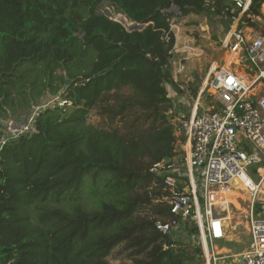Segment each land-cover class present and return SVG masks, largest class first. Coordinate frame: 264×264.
<instances>
[{"label":"trees","instance_id":"16d2710c","mask_svg":"<svg viewBox=\"0 0 264 264\" xmlns=\"http://www.w3.org/2000/svg\"><path fill=\"white\" fill-rule=\"evenodd\" d=\"M209 1L0 0V120L48 94L71 102L0 147V264H112L118 246L131 264L201 261L196 223L184 222L188 242L157 229L174 214L150 169L175 155L172 25L230 13ZM106 4L148 25L129 31Z\"/></svg>","mask_w":264,"mask_h":264},{"label":"built area","instance_id":"2783aa9c","mask_svg":"<svg viewBox=\"0 0 264 264\" xmlns=\"http://www.w3.org/2000/svg\"><path fill=\"white\" fill-rule=\"evenodd\" d=\"M230 2L229 29L221 44L229 60L210 67L191 112L179 117L175 155L150 169L163 178V200L174 214L155 225L172 235L185 220L196 223L202 241L197 264H264V2L259 15L250 11L252 0ZM169 96L175 91L169 89ZM70 103L62 99L59 105ZM42 108L4 121L0 147L36 130ZM236 213L243 220L235 225L243 224L251 240L233 254L217 241L236 229Z\"/></svg>","mask_w":264,"mask_h":264},{"label":"rangeland","instance_id":"374dc122","mask_svg":"<svg viewBox=\"0 0 264 264\" xmlns=\"http://www.w3.org/2000/svg\"><path fill=\"white\" fill-rule=\"evenodd\" d=\"M101 11L117 21L120 20V17H126L123 13L118 12L111 4L104 5ZM127 20L130 21L129 19ZM178 24L175 25L179 27L174 28L176 43L171 63L174 77L183 88L178 85V91L169 86V89L175 91L174 101L176 110L174 109L173 114H176V116L173 123L177 126L179 117L182 115L188 116L191 112V102L196 98L195 96L198 94L199 88L203 80H205L210 67L215 62L220 65L224 64L225 60H229L226 51L223 50L221 45L222 40L228 32L226 31V26L228 25L226 16L221 19L217 15H212L211 17L206 15H191L182 18ZM201 27L202 30L205 28L207 31L203 32ZM214 35H216V38ZM179 68H182L181 72H177ZM61 100L62 98L59 95H45V97L33 107L32 113L37 107L53 106L59 104ZM28 112L29 111H24L20 117H28L31 111ZM96 119L97 117L95 115L89 118L91 122H96ZM4 121L6 120H0L1 123H5ZM3 128L4 124L0 126V130H3ZM180 149L181 147H179V150ZM238 220L241 222L243 219L236 213L233 219V224L236 226V229L232 231L233 233L229 235L227 240L217 241L220 247L224 246L233 254L240 253L248 248L251 240V236L243 224L239 223L235 225V222H238ZM172 237L184 242L194 241V239L197 240L195 233L192 235L189 229L185 227L184 223H180L172 233ZM197 241L198 244L202 245L200 239ZM125 253L123 247H116L109 256L110 262L112 264H131V260Z\"/></svg>","mask_w":264,"mask_h":264},{"label":"water","instance_id":"95a60500","mask_svg":"<svg viewBox=\"0 0 264 264\" xmlns=\"http://www.w3.org/2000/svg\"><path fill=\"white\" fill-rule=\"evenodd\" d=\"M176 9H178V7H176ZM125 20L126 17H125ZM120 22L121 24H123L127 30L129 31H133V30H142L144 27H146L148 24L146 23H143V24H140V23H136V22H131V21H128L127 23L125 21H118ZM67 83H69V81L67 80Z\"/></svg>","mask_w":264,"mask_h":264},{"label":"bare ground","instance_id":"6f19581e","mask_svg":"<svg viewBox=\"0 0 264 264\" xmlns=\"http://www.w3.org/2000/svg\"><path fill=\"white\" fill-rule=\"evenodd\" d=\"M120 20L122 21V19L120 18Z\"/></svg>","mask_w":264,"mask_h":264},{"label":"clouds","instance_id":"9594fccd","mask_svg":"<svg viewBox=\"0 0 264 264\" xmlns=\"http://www.w3.org/2000/svg\"><path fill=\"white\" fill-rule=\"evenodd\" d=\"M117 21V20H116Z\"/></svg>","mask_w":264,"mask_h":264},{"label":"crops","instance_id":"0c3cea01","mask_svg":"<svg viewBox=\"0 0 264 264\" xmlns=\"http://www.w3.org/2000/svg\"><path fill=\"white\" fill-rule=\"evenodd\" d=\"M230 240V239H229Z\"/></svg>","mask_w":264,"mask_h":264}]
</instances>
